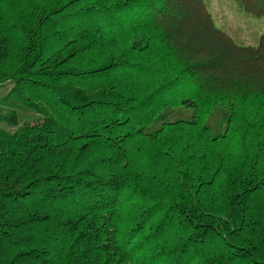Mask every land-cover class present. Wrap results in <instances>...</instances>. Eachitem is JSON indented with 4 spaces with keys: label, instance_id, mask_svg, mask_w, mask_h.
Instances as JSON below:
<instances>
[{
    "label": "trees",
    "instance_id": "trees-1",
    "mask_svg": "<svg viewBox=\"0 0 264 264\" xmlns=\"http://www.w3.org/2000/svg\"><path fill=\"white\" fill-rule=\"evenodd\" d=\"M8 83L35 117L0 110V264H264V32L204 0H0Z\"/></svg>",
    "mask_w": 264,
    "mask_h": 264
},
{
    "label": "rangeland",
    "instance_id": "rangeland-1",
    "mask_svg": "<svg viewBox=\"0 0 264 264\" xmlns=\"http://www.w3.org/2000/svg\"><path fill=\"white\" fill-rule=\"evenodd\" d=\"M210 12L216 28L225 32L238 45H255L264 32V20L254 18L242 10L234 0H204ZM11 84H5L0 88V110L7 112L15 110L21 120L34 118L35 115L24 109L14 101L3 103L2 98L10 89ZM191 110L183 109L181 117L189 119ZM8 128V126H3Z\"/></svg>",
    "mask_w": 264,
    "mask_h": 264
}]
</instances>
